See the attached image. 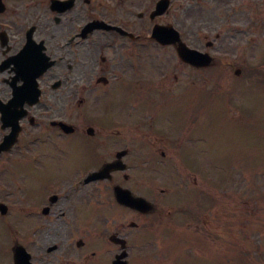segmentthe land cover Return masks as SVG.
Returning <instances> with one entry per match:
<instances>
[{"label":"flooded vegetation","instance_id":"obj_1","mask_svg":"<svg viewBox=\"0 0 264 264\" xmlns=\"http://www.w3.org/2000/svg\"><path fill=\"white\" fill-rule=\"evenodd\" d=\"M159 1L0 0V264H114L124 252V264L149 263L134 224L148 215L114 191L148 198L153 162L179 156L166 115L211 69L152 38L172 24L185 40L201 0H167L152 17ZM224 1L231 17L247 11ZM197 41L193 24L187 44Z\"/></svg>","mask_w":264,"mask_h":264},{"label":"rangeland","instance_id":"obj_2","mask_svg":"<svg viewBox=\"0 0 264 264\" xmlns=\"http://www.w3.org/2000/svg\"><path fill=\"white\" fill-rule=\"evenodd\" d=\"M213 4L212 0H204L200 7V46L203 50L208 40L214 43L212 50L219 61L215 68V79L217 84L230 92V89L234 91L244 81L233 78V73L226 64L238 62L237 65L243 66L242 55L250 65L262 62L264 27L259 32L226 33L216 39V35L227 24L214 12ZM248 4L251 10L264 11V0H249ZM222 5L224 12L226 5ZM250 81V78L247 79L249 85L252 84ZM258 92L264 96V89ZM244 100L251 102L249 96ZM175 107L171 111V120L181 127L187 124V108L183 102H177ZM235 110L237 111L236 107ZM257 112L259 117L254 119L256 125H249L246 129L230 126L226 116H217V124L223 125V128H217L222 130L219 140L223 146L221 142L218 145V140L214 143V139L211 140L208 135L192 147L197 153L199 151L202 155L210 156L209 160L202 157L191 159V154L184 148L180 150V154H183L180 160L159 161L153 166L152 197H158V206L163 209L164 214L153 216V219L149 218L145 223L136 221L146 225L145 228L142 227V233L145 232L151 240V247L147 249L151 250V264H182L183 259V263L188 261L192 264V259L186 258L200 256L199 261L202 260L203 264H264V162L255 165L260 154V161L264 160V151H259V146L254 147L257 144L264 146V103L259 104ZM200 122L204 127L203 119ZM198 145L202 146L199 148ZM172 149V154L176 153L173 146ZM223 151L231 154V161L212 163V158L217 160L219 157H228ZM242 151L245 153L244 157L241 155ZM253 158L255 163L252 162ZM187 176H193L191 184L194 181L197 184L194 183L189 188L190 185L183 182V178ZM183 188L185 191H182ZM188 188L196 191L192 195L188 192L186 200L184 194L189 191ZM156 189H170L171 193L160 195ZM202 192L206 196L210 194L212 198L215 194L216 198L209 214L200 213L196 216L202 220L203 226L199 229L195 224L192 227L183 226L180 219L184 222V217L178 214L184 206L191 210L200 209L201 206L196 203ZM97 199L101 198L93 199L92 203ZM170 211L180 219L172 223L175 217H169Z\"/></svg>","mask_w":264,"mask_h":264},{"label":"water","instance_id":"obj_3","mask_svg":"<svg viewBox=\"0 0 264 264\" xmlns=\"http://www.w3.org/2000/svg\"><path fill=\"white\" fill-rule=\"evenodd\" d=\"M181 55L187 60L190 61L191 63H197L196 60H198L199 56L197 55L196 52L189 51L185 47H183L181 50ZM206 55L200 54V58L204 59ZM117 198L120 202L130 205L132 207H136L137 209L143 211V212H148L152 209V205L148 202H146L142 198H134L131 195L127 193H123L122 191L117 192Z\"/></svg>","mask_w":264,"mask_h":264}]
</instances>
